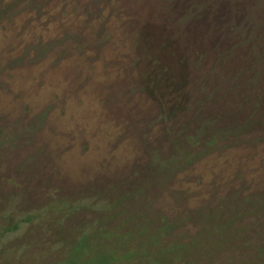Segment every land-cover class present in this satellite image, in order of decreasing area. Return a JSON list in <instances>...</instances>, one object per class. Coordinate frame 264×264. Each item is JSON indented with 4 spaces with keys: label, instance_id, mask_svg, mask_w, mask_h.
Returning <instances> with one entry per match:
<instances>
[{
    "label": "rangeland",
    "instance_id": "obj_1",
    "mask_svg": "<svg viewBox=\"0 0 264 264\" xmlns=\"http://www.w3.org/2000/svg\"><path fill=\"white\" fill-rule=\"evenodd\" d=\"M165 223L203 264L264 245V0H0V264Z\"/></svg>",
    "mask_w": 264,
    "mask_h": 264
},
{
    "label": "trees",
    "instance_id": "obj_2",
    "mask_svg": "<svg viewBox=\"0 0 264 264\" xmlns=\"http://www.w3.org/2000/svg\"><path fill=\"white\" fill-rule=\"evenodd\" d=\"M163 66L164 64L161 67L162 69ZM175 69V67L167 66L163 77H156L155 84L160 92L158 93L160 94V99L165 93V91L162 92L160 90L165 88L171 94L175 91L177 92L176 96H185L183 87L186 74H180L175 80ZM162 103L168 108L167 103L163 101ZM67 203L68 201L64 202V209L67 208ZM69 210L71 211V209H68L66 213L69 214ZM162 226L155 227L154 232L149 233L145 238H141L142 233L140 232L134 233L133 235L137 237L134 241L132 240L135 237L128 233H126L128 235H120L109 231L100 232L99 228L82 232L72 240L65 256L48 264H203L199 260L202 253L196 255L193 251L195 242L162 243V239L167 235L165 233L168 231L170 224L165 223ZM59 232L60 239L66 241L63 237L64 231H61L60 228ZM256 248H258L256 254L259 258L257 257L255 261L242 262V264H264V255L260 253L264 245Z\"/></svg>",
    "mask_w": 264,
    "mask_h": 264
}]
</instances>
